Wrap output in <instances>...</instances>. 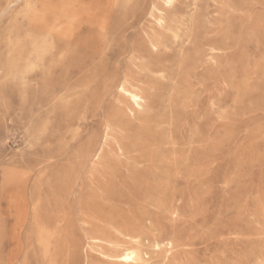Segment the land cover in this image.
I'll use <instances>...</instances> for the list:
<instances>
[{"label":"rangeland","instance_id":"rangeland-1","mask_svg":"<svg viewBox=\"0 0 264 264\" xmlns=\"http://www.w3.org/2000/svg\"><path fill=\"white\" fill-rule=\"evenodd\" d=\"M110 5L133 13L126 30L45 105L70 62L33 69V52L62 0H0V264H107L124 248L145 264H264V0ZM123 75L145 100L133 116L109 84Z\"/></svg>","mask_w":264,"mask_h":264},{"label":"bare ground","instance_id":"bare-ground-1","mask_svg":"<svg viewBox=\"0 0 264 264\" xmlns=\"http://www.w3.org/2000/svg\"><path fill=\"white\" fill-rule=\"evenodd\" d=\"M12 1L5 0L7 3ZM89 1L88 4H84L83 0H62L61 10L53 16L52 23L42 31L44 35L42 47L36 46L34 49L33 69L42 67L40 61L43 57L46 59L45 65L53 63L57 54L70 62L57 84L46 89L45 105L53 104L60 95L70 91L71 80L79 76L85 69L86 62L98 54L97 49L100 45L106 41L110 34L114 35L126 30V23L133 15L131 12L115 14L110 5L115 0ZM174 1L162 0L164 7L168 9L173 6ZM150 15L156 20L157 26L163 29L167 23L164 11L152 7ZM85 28L89 32L88 36L84 35ZM89 36L94 38V42L91 44L87 40ZM160 44L159 38L147 35L146 39L136 42L135 45L142 58L151 60L152 55L157 53ZM109 84L120 95H126V98L131 102L133 108L129 109L131 116L134 115L135 110L142 109L145 102L142 93L138 89H129L124 75L120 79H112ZM64 107L66 106L62 108ZM116 115L117 119L122 118L120 113ZM109 127L110 124H106L105 129L107 130ZM85 148L89 154L93 153V157H98L102 151V145L99 144L95 147L93 141L88 142ZM49 237L47 232L40 233L38 241L44 248L48 247ZM101 237L103 238V236ZM90 240L97 242L93 237ZM152 248L158 251L160 247L156 243ZM145 255L138 249L124 248L118 251L115 256H105V262L107 264H145Z\"/></svg>","mask_w":264,"mask_h":264}]
</instances>
